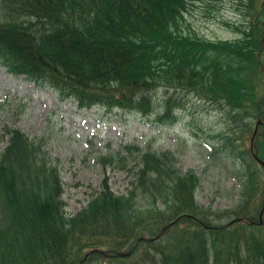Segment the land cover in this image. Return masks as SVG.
I'll return each instance as SVG.
<instances>
[{"label":"trees","instance_id":"1","mask_svg":"<svg viewBox=\"0 0 264 264\" xmlns=\"http://www.w3.org/2000/svg\"><path fill=\"white\" fill-rule=\"evenodd\" d=\"M185 7L186 0H0V64L80 108L132 112L157 124L175 122L174 111L182 109L173 93L162 98L161 111L154 110L160 88L166 93L183 86L211 100L225 98L237 110L253 101L256 92L238 73L247 67L224 65L205 53L226 52L257 67L261 36L251 41L245 33L237 44L183 34L176 28ZM3 139L0 264H78L95 248L109 255L91 253L82 264L99 258L109 261L104 264L121 258L125 264H264V224L247 220H258L263 203L264 187L254 172L247 174L253 184L240 183L241 195L249 201L263 190L259 207H239L233 216L242 220L225 225L222 213L195 201L199 175L178 166L176 152L108 145L98 158L104 169L137 160L129 186L115 193L105 177L88 203L68 215L59 161L43 138L5 127ZM180 215L159 239L136 245L133 253L145 247V259L113 256L133 248L140 236H156Z\"/></svg>","mask_w":264,"mask_h":264},{"label":"rangeland","instance_id":"2","mask_svg":"<svg viewBox=\"0 0 264 264\" xmlns=\"http://www.w3.org/2000/svg\"><path fill=\"white\" fill-rule=\"evenodd\" d=\"M252 2L247 6V0H186L176 28L189 36L237 44L245 33L251 41L254 36H261L256 52L257 67L226 52L223 55L205 53L207 58L221 59L224 65L247 67L238 73L250 90L253 87L256 97L240 109L225 105V98L223 103L211 100L198 96L195 91L188 92L183 86L166 93L160 88L154 95V110L161 111L162 98L173 93L182 109L174 111L175 122L159 126L152 123V118H142L132 112L107 113L97 107L81 109L71 99L60 101L50 88L37 86L23 75H11L0 65V138L5 127H17L30 139L43 138L51 157L59 161L62 199L68 215L88 203L105 177L115 193L127 189L137 160L129 159L124 168L107 166L105 169L98 160L109 146L116 150L122 144L140 147L150 144L158 151L176 152L178 166L183 170L193 169L199 175L195 201L222 213L219 223L234 218L233 211L241 206L255 212L263 190L259 189L258 194L246 201L240 186L241 182L253 184L247 174L254 172L256 181L264 187V171L250 151V137L260 116L262 123L254 142L264 159V0ZM4 139L0 142V151L5 146ZM144 249L136 250L130 261L145 259ZM121 259L112 263L127 262V258ZM104 262L109 263L99 258L87 264Z\"/></svg>","mask_w":264,"mask_h":264},{"label":"water","instance_id":"3","mask_svg":"<svg viewBox=\"0 0 264 264\" xmlns=\"http://www.w3.org/2000/svg\"><path fill=\"white\" fill-rule=\"evenodd\" d=\"M259 123H261V120L258 118L257 119V121H256V124H255V129H254V132H253V135H252V137H251V141L254 139V137H255V135H256V133H257V127H258V124ZM254 155V157L263 165V167H264V162L261 160V159H259L258 158V156H257V154L256 153H254L253 154ZM263 210H264V206H263V208H262V210L259 212V220H258V223L259 224H262L263 223V219H262V214H263ZM180 218V217H179ZM179 218H176L175 220H173V221H171V222H169V223H167V224H165L162 228H161V230L159 231V233L156 235V236H154V237H144V236H141V237H139L138 239H137V241H136V244H135V246L137 245V243L139 242V241H141V240H143V241H154V240H156V239H158L159 237H161V235L173 224V223H175ZM242 218L241 217H238V218H235V219H233L230 223H232L233 221H235V220H241ZM250 223H255L254 221H252V220H250L249 221ZM229 223V224H230ZM133 250H134V247L131 249V250H129V251H115L114 252V255H116V256H121V257H124V256H129L132 252H133ZM93 252H98V253H101V254H108V251H105V250H102V249H93V250H91V251H89V252H87L86 254H85V256L79 261V263L78 264H82L83 263V261H85L86 260V258L88 257V255L90 254V253H93Z\"/></svg>","mask_w":264,"mask_h":264}]
</instances>
